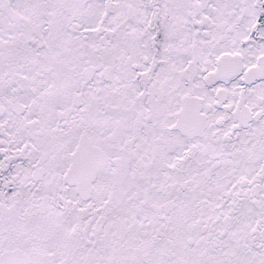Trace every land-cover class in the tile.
<instances>
[{
	"label": "snow or ice",
	"instance_id": "obj_1",
	"mask_svg": "<svg viewBox=\"0 0 264 264\" xmlns=\"http://www.w3.org/2000/svg\"><path fill=\"white\" fill-rule=\"evenodd\" d=\"M0 264H264V0H0Z\"/></svg>",
	"mask_w": 264,
	"mask_h": 264
}]
</instances>
